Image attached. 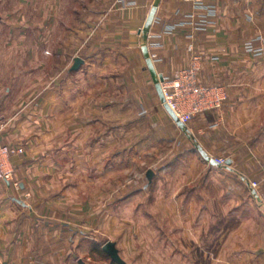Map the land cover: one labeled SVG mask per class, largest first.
<instances>
[{
	"label": "rangeland",
	"instance_id": "rangeland-1",
	"mask_svg": "<svg viewBox=\"0 0 264 264\" xmlns=\"http://www.w3.org/2000/svg\"><path fill=\"white\" fill-rule=\"evenodd\" d=\"M111 2L0 0L5 19L0 24L5 77L0 83L6 94L0 100V144L23 150L7 159L11 179H0V208L10 210L0 217V264H119L104 250L107 243L115 245L127 264H157L156 256L168 261L172 235L160 227L169 216L162 220L160 215L201 203L173 198L203 191L184 184L186 176L199 172L189 165L191 149L198 159L229 168L223 182L206 189L213 195L202 203L264 210V170L259 164L264 162V141L254 144L264 138V121L244 138L259 168L236 167L234 152L229 158L205 152L206 158L188 126L191 120L180 127L157 88L186 68L175 79H166L149 40L144 47V33L130 41L117 35L120 24L112 22L117 18L113 14L136 0ZM152 2L147 20L155 9L153 24L161 0ZM12 27L19 33L12 42L20 46L10 56L2 55ZM199 56L198 79L205 85ZM79 58L83 62L75 68ZM16 62L20 72L11 84L7 79L14 74L6 69L15 68ZM228 100L210 111H221ZM220 158L226 162L220 164ZM178 160H185L183 166L168 170ZM149 171L154 172L152 181ZM208 173L212 171L200 172L195 187ZM236 177L245 179L246 186L241 188Z\"/></svg>",
	"mask_w": 264,
	"mask_h": 264
},
{
	"label": "crops",
	"instance_id": "crops-1",
	"mask_svg": "<svg viewBox=\"0 0 264 264\" xmlns=\"http://www.w3.org/2000/svg\"><path fill=\"white\" fill-rule=\"evenodd\" d=\"M152 4V0H136L131 5H123L122 11L113 14L117 17L112 21L114 25L120 24L117 35L126 36L130 41L134 40V35L142 36L141 31L148 21ZM207 7L200 9L194 3L182 0H161L158 16L153 24L152 21L150 23L147 40L160 57L158 70L166 79H175L181 70L190 65L192 56L198 54L203 59L202 82L205 85L219 83L228 88L229 100L221 111L197 115L188 123L201 149L214 157L226 155L229 158L234 152L239 158L235 161L236 167L241 165V168L248 170L261 165L264 170V162H259L260 165L257 163L256 155L249 151V142L244 139L250 136L249 130L257 126L260 119L264 121V0H212L207 1ZM4 20L0 16V24ZM13 28L9 32V42L5 44L7 50H3L2 55L8 53L10 56L13 48L20 46L19 42H12L19 36L17 31L13 33ZM13 34H16L14 38ZM25 40L28 43V39ZM143 40L146 47L144 37ZM62 52L60 49L59 54ZM12 67L6 69L7 73L14 74L13 78L9 75L7 79L8 83L12 81L11 84L18 80L17 74L20 72L17 62L16 67ZM21 67L25 70L26 63ZM1 73L0 69V82L5 78ZM6 88L10 89L8 86ZM5 96L3 89L0 90V100L3 101ZM128 116L131 117V113ZM174 131L180 134L178 128L174 127ZM263 141L264 138L254 144ZM193 150L189 152L191 162L188 164L198 167L196 170L199 172L194 176H186L187 182L184 184L191 186L190 189L201 187L203 191H184L173 198L177 197L182 203L199 199L201 203L166 210L164 215H160L162 220L169 216V224L161 223L160 230L169 229L171 232L169 243L172 251L168 261H165V256H156V263L264 264V210L210 207L202 203L213 195L206 189L223 182L226 178L224 171L229 168L198 159ZM13 161L16 162V159ZM184 163L185 160H178L166 167L172 170L182 167ZM206 169L212 174L208 173L195 187L193 183L199 178L200 172ZM158 180L155 178L154 183ZM234 180L241 188L247 184L242 177ZM9 212L8 209L0 208V217Z\"/></svg>",
	"mask_w": 264,
	"mask_h": 264
},
{
	"label": "built area",
	"instance_id": "built-area-1",
	"mask_svg": "<svg viewBox=\"0 0 264 264\" xmlns=\"http://www.w3.org/2000/svg\"><path fill=\"white\" fill-rule=\"evenodd\" d=\"M193 2L197 8L207 7V1L212 0H185ZM191 50L193 48L191 47ZM201 58L194 55L191 65L184 69L180 76L171 82H163L161 91H163L164 103L167 105L175 117L187 124L192 118L210 110L221 109L228 100V91L221 84L203 85L198 79L200 71ZM22 153V149L11 148L0 144V179L10 180L13 171L7 166V159L12 154ZM220 164L226 161L218 159Z\"/></svg>",
	"mask_w": 264,
	"mask_h": 264
},
{
	"label": "water",
	"instance_id": "water-1",
	"mask_svg": "<svg viewBox=\"0 0 264 264\" xmlns=\"http://www.w3.org/2000/svg\"><path fill=\"white\" fill-rule=\"evenodd\" d=\"M154 11H156V10H155V9L153 10V13H152L151 17H150V18L148 19V21H147L146 27L141 31V32L144 33V39H145V40H147V38H148V35H147V34H148V29H149L150 23H151V21H152V19H153ZM145 48H147V47H145ZM82 62H83V59H81V58L77 59L75 68H78ZM157 88H158V90H159V94L161 95V99H162V101L164 102V98H163L162 91H161V86H160L159 83H157ZM165 106H166V108L168 109V111L171 113V115L175 118L176 123H177L180 127L185 128V127H186V124H184L183 122L179 121V120L175 117V115L173 114V112L171 111V109H170L167 105H165ZM201 153H202L206 158H209V157L207 156V154L205 153L204 150L201 149ZM212 162L214 163V161H212ZM148 177H149L150 181H152V179H153V177H154V172H153V171H149V172H148ZM104 250H105V251H106V252L112 257V259H113L114 261H116L117 263H119V264H127V263L122 259V257L120 256L118 250L116 249V247H115V245H114L113 243H107V244L104 246Z\"/></svg>",
	"mask_w": 264,
	"mask_h": 264
}]
</instances>
